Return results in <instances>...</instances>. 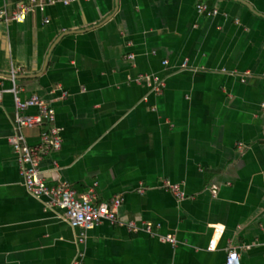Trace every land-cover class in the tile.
Wrapping results in <instances>:
<instances>
[{"label":"crops","instance_id":"crops-1","mask_svg":"<svg viewBox=\"0 0 264 264\" xmlns=\"http://www.w3.org/2000/svg\"><path fill=\"white\" fill-rule=\"evenodd\" d=\"M14 87L63 132L40 176L121 199L119 224L74 228L27 190ZM0 93V264H264V0H0Z\"/></svg>","mask_w":264,"mask_h":264},{"label":"built area","instance_id":"built-area-1","mask_svg":"<svg viewBox=\"0 0 264 264\" xmlns=\"http://www.w3.org/2000/svg\"><path fill=\"white\" fill-rule=\"evenodd\" d=\"M42 0H32L33 3ZM54 1V0H53ZM57 1V0H56ZM65 5L73 4L79 0H58ZM81 1V0H80ZM29 5H21L12 16L17 21L26 18ZM201 12H209L216 15L217 10L209 11V7L205 4L199 6ZM133 58V56H130ZM168 62H163L166 65ZM188 62L185 63V67ZM153 91L161 93L164 83L158 77L153 78ZM15 103L14 127L15 133L9 137L10 144L19 153L20 173L24 179L27 190L36 197H47L51 199V203L64 212L66 220L74 228L90 230L99 224L109 222L113 225L119 224V208L121 199L115 198L110 202L96 203V193L94 189L89 190L86 194H79L69 184L62 183L57 186H49L47 182L40 176L38 164L40 159L51 154L52 151L58 152L62 149L64 139L62 130L56 126V111L47 101L39 96H32L27 100H22L18 90L14 87L11 90ZM2 103V95L0 93V104ZM29 109H36L35 114H26ZM48 126L47 130L41 133V143L34 146L30 145L25 139L24 130H30L38 127ZM168 189L179 199L186 198V192L180 185H166ZM143 192V191H140ZM217 194V188L214 189ZM132 230H140L141 228L134 222L129 224ZM151 232V226L146 227ZM82 238V237H81ZM163 240L177 243L176 237L172 235L163 236ZM82 242L83 239H80ZM79 264V263H77ZM227 264H241L240 254L237 250H231L227 256Z\"/></svg>","mask_w":264,"mask_h":264}]
</instances>
